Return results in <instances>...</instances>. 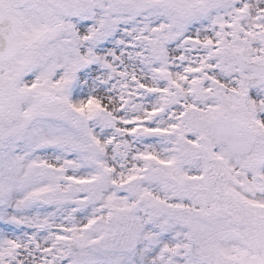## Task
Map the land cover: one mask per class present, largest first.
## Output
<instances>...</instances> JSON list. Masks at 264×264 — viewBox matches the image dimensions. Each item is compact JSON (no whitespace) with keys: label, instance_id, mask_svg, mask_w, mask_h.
Here are the masks:
<instances>
[{"label":"snow or ice","instance_id":"obj_1","mask_svg":"<svg viewBox=\"0 0 264 264\" xmlns=\"http://www.w3.org/2000/svg\"><path fill=\"white\" fill-rule=\"evenodd\" d=\"M0 264H264V0H0Z\"/></svg>","mask_w":264,"mask_h":264}]
</instances>
